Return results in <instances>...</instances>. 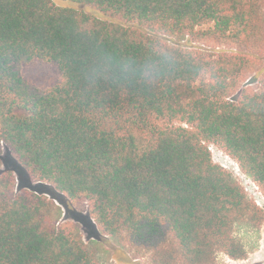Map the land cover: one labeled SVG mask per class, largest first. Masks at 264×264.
<instances>
[{"label":"trees","instance_id":"1","mask_svg":"<svg viewBox=\"0 0 264 264\" xmlns=\"http://www.w3.org/2000/svg\"><path fill=\"white\" fill-rule=\"evenodd\" d=\"M61 1L120 23L52 0H0V143L29 180L85 204L104 236L151 264L246 259L264 210L210 147L264 197V73L246 85L264 59V0ZM161 39L177 58L154 84L108 71L149 58ZM35 59L53 65L56 84L23 79ZM0 264L105 263L52 200L16 191L4 171Z\"/></svg>","mask_w":264,"mask_h":264},{"label":"rangeland","instance_id":"2","mask_svg":"<svg viewBox=\"0 0 264 264\" xmlns=\"http://www.w3.org/2000/svg\"><path fill=\"white\" fill-rule=\"evenodd\" d=\"M56 6L63 8H70L88 15L96 17L107 22L120 23L119 19H113L102 14L96 9L68 1L52 0ZM264 12V10H263ZM229 51L227 48H222ZM264 73V59L260 66L255 70L252 79L246 82V85H252V80L258 79ZM23 79L41 89H46L56 84L60 75L52 64L42 60H32L24 64L21 71ZM210 152L214 163L221 165L240 182L245 188L249 197L256 201L264 210V197L261 195L257 186L246 176H244L238 165L226 156L220 149L211 146ZM0 157L2 159V166L0 168V175L4 171H11L15 177L16 191L27 189L32 192L43 194L52 200L59 212V222H70L78 227V230L86 244H95L98 248L99 258L105 264H151L148 255H135L129 249L122 248L116 242L104 236L94 222L91 220L87 207L85 204L73 205L64 195L53 191L45 183H36L27 178L26 171L19 166L16 160L11 156L8 150L0 143ZM247 247H254L255 249L249 253L244 260H233L228 258L223 253L216 255L215 264H264V224L258 235L249 233L244 239Z\"/></svg>","mask_w":264,"mask_h":264},{"label":"clouds","instance_id":"3","mask_svg":"<svg viewBox=\"0 0 264 264\" xmlns=\"http://www.w3.org/2000/svg\"><path fill=\"white\" fill-rule=\"evenodd\" d=\"M175 46L161 39L153 46L150 57L139 63L131 61H111L108 71L119 76L138 77L145 85L154 84L166 71L175 66L177 53L172 51ZM185 54L195 56L191 50H185ZM198 79H207L210 76L206 70L198 72Z\"/></svg>","mask_w":264,"mask_h":264}]
</instances>
